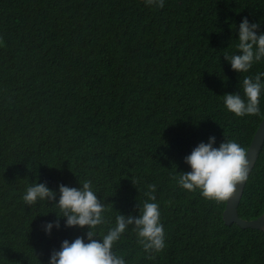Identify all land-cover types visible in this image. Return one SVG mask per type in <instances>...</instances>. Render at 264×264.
Instances as JSON below:
<instances>
[{
	"label": "trees",
	"instance_id": "16d2710c",
	"mask_svg": "<svg viewBox=\"0 0 264 264\" xmlns=\"http://www.w3.org/2000/svg\"><path fill=\"white\" fill-rule=\"evenodd\" d=\"M264 22V0H0V264H47L63 240L84 236L53 201L27 205L26 188L90 179L109 211L139 214L156 185L167 247L148 258L134 225L114 245L127 264H264V231L227 225L226 201L183 190L184 158L215 136L247 150L264 117L223 103L245 75L225 60L235 25ZM261 31H264L262 23ZM264 111V98L261 99ZM112 209V210H111ZM57 213V214H56ZM264 214V145L238 208Z\"/></svg>",
	"mask_w": 264,
	"mask_h": 264
},
{
	"label": "clouds",
	"instance_id": "9594fccd",
	"mask_svg": "<svg viewBox=\"0 0 264 264\" xmlns=\"http://www.w3.org/2000/svg\"><path fill=\"white\" fill-rule=\"evenodd\" d=\"M146 6L163 8L165 0H145ZM261 21L252 22L243 17L235 25L236 51L225 53L224 58L231 69L239 74L249 73L254 65L264 62V31ZM242 92L226 93L222 96L226 109L238 117H264L261 99L264 98V71L254 75H245ZM189 171L178 172L176 183L189 192H199L208 200L221 203L235 196L237 190L248 179L249 159L247 149L237 141L225 139L217 146L216 137L209 136L208 142H200L184 158ZM156 185H147V199L140 204L136 217L115 215L114 225L106 233L97 234L98 226L104 225L105 213L109 206L98 199V193L90 179H85L80 187L60 184L58 192L47 184H30L22 199L27 205L53 201V206L60 210L57 221L44 225V231L50 235L53 227L59 228V219L65 220L68 228L86 229L84 236L74 240L65 239L59 249H53L47 264H127L123 255L114 251V245L121 240L134 225L138 243L145 255L154 259L155 254L166 247V231L161 220L160 204L157 201ZM112 210V209H111Z\"/></svg>",
	"mask_w": 264,
	"mask_h": 264
},
{
	"label": "water",
	"instance_id": "95a60500",
	"mask_svg": "<svg viewBox=\"0 0 264 264\" xmlns=\"http://www.w3.org/2000/svg\"><path fill=\"white\" fill-rule=\"evenodd\" d=\"M264 145V118L261 121L252 142L247 150V155L249 159V171L248 178L253 171L260 152ZM248 180V179H247ZM247 181L241 186L235 196L226 201V208L223 213V219L227 225L236 223L241 228H251L255 230L264 231V214L255 220H245L240 218L238 213V208L244 193V189Z\"/></svg>",
	"mask_w": 264,
	"mask_h": 264
}]
</instances>
